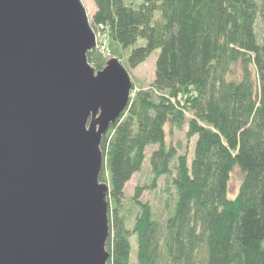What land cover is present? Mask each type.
<instances>
[{"label": "trees", "instance_id": "1", "mask_svg": "<svg viewBox=\"0 0 264 264\" xmlns=\"http://www.w3.org/2000/svg\"><path fill=\"white\" fill-rule=\"evenodd\" d=\"M91 1L90 26L112 57L130 48L125 64L136 68L158 51L151 86L101 139L107 264H129L133 243L136 264H264V0ZM109 58L87 53L96 71ZM185 128L184 144L167 140ZM146 160L151 177L125 208V186ZM161 178L171 198L163 218L142 200Z\"/></svg>", "mask_w": 264, "mask_h": 264}, {"label": "water", "instance_id": "2", "mask_svg": "<svg viewBox=\"0 0 264 264\" xmlns=\"http://www.w3.org/2000/svg\"><path fill=\"white\" fill-rule=\"evenodd\" d=\"M81 0H0V264H107L101 139L129 104Z\"/></svg>", "mask_w": 264, "mask_h": 264}, {"label": "rangeland", "instance_id": "3", "mask_svg": "<svg viewBox=\"0 0 264 264\" xmlns=\"http://www.w3.org/2000/svg\"><path fill=\"white\" fill-rule=\"evenodd\" d=\"M81 2H82L83 6L86 10L87 17H88L89 22H90L91 17L95 11L94 4L91 0H81ZM261 28L262 27H261L260 20H258L257 24H256L257 34H260ZM94 34L97 38V41H99V45L103 47L101 49L102 52L107 57H109V56L112 57V55H111L112 53H109L110 51L106 46L105 40L101 39L102 37L99 35V33L97 31H94ZM138 43L142 44L144 42H143V40L139 39ZM129 51H130V48L126 49V52H121L122 57H121V60H119V61H121L120 63L125 68L128 75L130 76V79L132 82V87H133L131 89L130 94L133 96L134 92L137 91L138 89H140V88L147 89L151 86V84L153 82V78H154V68H155L154 63H155V59H156V55H157L158 51L157 50L153 51L149 55V57H147L136 68H129L125 64V59L128 56ZM185 131H186V128L182 132H176L175 136L172 137V139L169 136H167V140L172 141L173 143H176L178 140H180L181 143L184 144V142H185V137H184ZM194 141H195V138H194ZM191 142H193V140ZM191 142H190V144H191ZM190 146L191 145H189V150H190ZM153 148H154V146L148 147V149L146 151L147 156L152 151ZM191 158H192V151H191V154L189 155V162H190ZM150 177H151V174H150L148 163L146 160L144 162L142 169L139 172L135 173L131 177V179L127 182V184L125 186V199L123 201L125 208L131 207V203H130L131 201L129 200V198L133 195L134 188L136 186H142V185L148 183V180L150 179ZM240 179H241V175H240L239 171L235 169L231 173L230 181L228 184V192L227 193H228L229 197L233 198L236 195V193L238 191L239 184H240ZM142 200L149 202L150 205L152 206L154 212L157 214V216L159 218H163L165 216L166 210L169 208V206H171V198L167 197V193L165 192L164 178H161L158 181V185L155 189L145 190L142 194ZM166 202H168V203H166ZM132 239H131V241L133 243ZM136 252H137L136 246L133 243L132 247H131L129 264H136Z\"/></svg>", "mask_w": 264, "mask_h": 264}, {"label": "built area", "instance_id": "4", "mask_svg": "<svg viewBox=\"0 0 264 264\" xmlns=\"http://www.w3.org/2000/svg\"><path fill=\"white\" fill-rule=\"evenodd\" d=\"M99 33V32H98ZM99 35H100V33H99ZM101 36V35H100ZM96 37V36H95ZM102 37V36H101ZM101 39H103V37L101 38ZM104 40V39H103ZM95 47H98V48H100V49H102L103 47L102 46H100L99 45V41H97V38H96V46Z\"/></svg>", "mask_w": 264, "mask_h": 264}]
</instances>
